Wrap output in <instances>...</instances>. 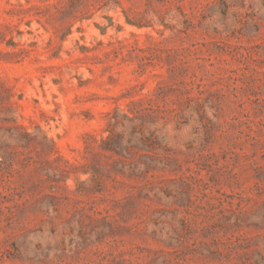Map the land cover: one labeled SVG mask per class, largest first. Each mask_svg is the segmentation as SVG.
Wrapping results in <instances>:
<instances>
[{
    "label": "rangeland",
    "instance_id": "rangeland-1",
    "mask_svg": "<svg viewBox=\"0 0 264 264\" xmlns=\"http://www.w3.org/2000/svg\"><path fill=\"white\" fill-rule=\"evenodd\" d=\"M0 264H264V0H0Z\"/></svg>",
    "mask_w": 264,
    "mask_h": 264
}]
</instances>
